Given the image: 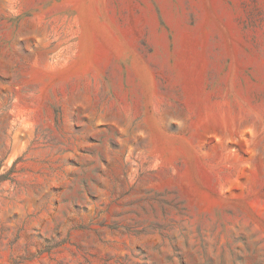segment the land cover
Instances as JSON below:
<instances>
[{"label": "rangeland", "instance_id": "374dc122", "mask_svg": "<svg viewBox=\"0 0 264 264\" xmlns=\"http://www.w3.org/2000/svg\"><path fill=\"white\" fill-rule=\"evenodd\" d=\"M0 264H264V0H0Z\"/></svg>", "mask_w": 264, "mask_h": 264}]
</instances>
